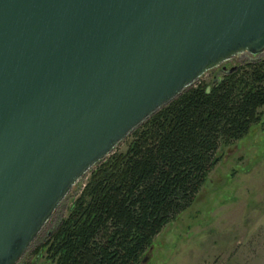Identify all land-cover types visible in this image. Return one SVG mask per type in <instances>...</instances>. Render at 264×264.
<instances>
[{
	"label": "water",
	"instance_id": "95a60500",
	"mask_svg": "<svg viewBox=\"0 0 264 264\" xmlns=\"http://www.w3.org/2000/svg\"><path fill=\"white\" fill-rule=\"evenodd\" d=\"M263 54L264 0H0V264L154 114Z\"/></svg>",
	"mask_w": 264,
	"mask_h": 264
},
{
	"label": "trees",
	"instance_id": "16d2710c",
	"mask_svg": "<svg viewBox=\"0 0 264 264\" xmlns=\"http://www.w3.org/2000/svg\"><path fill=\"white\" fill-rule=\"evenodd\" d=\"M263 108L264 58L200 80L135 130L125 154L95 167L36 254L45 250L52 264H142L163 230L197 202L220 150L244 139Z\"/></svg>",
	"mask_w": 264,
	"mask_h": 264
},
{
	"label": "rangeland",
	"instance_id": "374dc122",
	"mask_svg": "<svg viewBox=\"0 0 264 264\" xmlns=\"http://www.w3.org/2000/svg\"><path fill=\"white\" fill-rule=\"evenodd\" d=\"M248 61L236 58L200 80L211 83L224 68L231 71ZM261 112L260 123L244 139L220 150L221 162L197 202L163 230L142 264H264V108ZM130 142L110 156L125 154ZM94 169L73 187L19 264H52L45 250L36 254L43 235L69 217Z\"/></svg>",
	"mask_w": 264,
	"mask_h": 264
}]
</instances>
